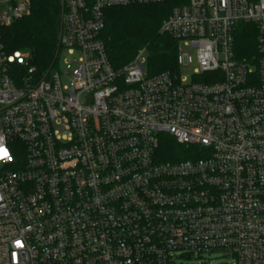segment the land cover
<instances>
[{
    "label": "built area",
    "instance_id": "1",
    "mask_svg": "<svg viewBox=\"0 0 264 264\" xmlns=\"http://www.w3.org/2000/svg\"><path fill=\"white\" fill-rule=\"evenodd\" d=\"M163 1L63 0L36 76L1 43L27 0H0V264H264V0H186L159 27L177 73L148 76L144 49L114 68L105 10ZM239 24L256 30L252 61L235 57ZM163 135L193 157L162 160Z\"/></svg>",
    "mask_w": 264,
    "mask_h": 264
},
{
    "label": "trees",
    "instance_id": "2",
    "mask_svg": "<svg viewBox=\"0 0 264 264\" xmlns=\"http://www.w3.org/2000/svg\"><path fill=\"white\" fill-rule=\"evenodd\" d=\"M186 0H164L160 3L112 7L104 12L101 31L105 51L114 68L128 64L144 49V68L148 76L160 72H178L177 41L159 32L172 8ZM29 12L2 29L1 43L5 53L14 50L29 53V66L40 76L55 61L63 0H27ZM234 53L239 60L257 57L256 30L252 24H239L234 37ZM196 147L178 144L171 136L160 137L158 154L162 160L192 158Z\"/></svg>",
    "mask_w": 264,
    "mask_h": 264
},
{
    "label": "rangeland",
    "instance_id": "3",
    "mask_svg": "<svg viewBox=\"0 0 264 264\" xmlns=\"http://www.w3.org/2000/svg\"><path fill=\"white\" fill-rule=\"evenodd\" d=\"M61 64V61H59ZM253 67V66H252ZM191 68H185L182 73L189 75ZM178 258L174 260V264H223L232 261V258L221 252L204 253L200 256L188 255L186 253L177 254Z\"/></svg>",
    "mask_w": 264,
    "mask_h": 264
},
{
    "label": "snow or ice",
    "instance_id": "4",
    "mask_svg": "<svg viewBox=\"0 0 264 264\" xmlns=\"http://www.w3.org/2000/svg\"><path fill=\"white\" fill-rule=\"evenodd\" d=\"M3 155H7V153L5 152V153H3ZM0 158H2V157H0Z\"/></svg>",
    "mask_w": 264,
    "mask_h": 264
}]
</instances>
